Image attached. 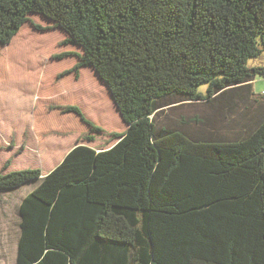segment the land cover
I'll return each instance as SVG.
<instances>
[{"label":"trees","instance_id":"obj_1","mask_svg":"<svg viewBox=\"0 0 264 264\" xmlns=\"http://www.w3.org/2000/svg\"><path fill=\"white\" fill-rule=\"evenodd\" d=\"M28 26L61 28L51 60L75 61L39 93L56 106L36 132L71 134L70 116L85 140L103 132L49 93L82 67L127 129L107 149L77 143L46 175L7 160L0 193L41 181L19 208L16 264H264V65H248L264 51V0H0L1 45Z\"/></svg>","mask_w":264,"mask_h":264},{"label":"rangeland","instance_id":"obj_2","mask_svg":"<svg viewBox=\"0 0 264 264\" xmlns=\"http://www.w3.org/2000/svg\"><path fill=\"white\" fill-rule=\"evenodd\" d=\"M31 18L43 26L53 24L40 14ZM66 36L61 28L37 31L28 26L12 45L0 44V172L10 160L7 170L40 168L43 174H47L62 161L73 145L79 143L107 149L118 141L113 134L127 129L108 86L92 67H82L77 81L68 76L54 84L53 90L49 86V93L57 101L75 102L86 118L101 127L103 132L94 133L92 141L85 140L79 132L85 130V126L74 116L68 119L74 128L71 134L36 132V115L42 109L46 111L48 107L56 106L49 100L37 101L39 93L44 86L54 82L57 73L75 63L72 57L51 60L52 54L64 51L61 41ZM248 65H264V51L258 58L250 59ZM256 79L254 95L264 99L261 95L264 92V77ZM207 88V84H202L198 91L207 94ZM168 110L164 116L161 115L163 119L159 117L160 124H164L172 114ZM37 128L44 133L41 121L37 123ZM40 182H29L20 189L0 195V264L16 262V241L20 230L17 204Z\"/></svg>","mask_w":264,"mask_h":264},{"label":"crops","instance_id":"obj_3","mask_svg":"<svg viewBox=\"0 0 264 264\" xmlns=\"http://www.w3.org/2000/svg\"><path fill=\"white\" fill-rule=\"evenodd\" d=\"M256 80H257V79H256ZM256 80L254 81V84H255ZM74 146H75V145H73V147H74ZM73 147H71V149H72ZM71 149H70V150H71ZM70 150H69V151H70ZM56 166H57V165H56ZM56 166H55V167H56ZM55 167H54V168H55ZM54 168H53V169H54ZM5 171H12V170H7V169H6ZM49 172H50V171H49ZM47 174H48V173H47ZM44 175H46V174H44ZM33 182H34V181H33ZM27 184H28V183H26V184H24V185L26 186ZM24 185H22V186H24ZM38 185H39V184H37L36 187H37ZM22 186H20V187H18V188H16V189H13V190L20 189ZM36 187H35V188H36ZM35 188H33V189H35ZM33 189H32V190H33ZM13 190H11V191H13ZM32 190H31V191H32ZM31 191H30V192H31ZM30 192H29V193H30ZM2 193H3V192H2ZM29 193H27V195H28ZM0 195H1V193H0ZM25 196H26V195H25ZM25 196L22 197L21 202H22V200L25 198ZM21 202H20L19 205L17 204L18 210H19V208H20ZM18 228H20V215H19V211H18ZM18 232H19V233H18V238H17V241H16L17 249H18V243H19V239H20V235H21V229H20ZM17 249H16V257H17ZM2 263H3V262H2ZM15 264H16V262H15Z\"/></svg>","mask_w":264,"mask_h":264},{"label":"built area","instance_id":"obj_4","mask_svg":"<svg viewBox=\"0 0 264 264\" xmlns=\"http://www.w3.org/2000/svg\"><path fill=\"white\" fill-rule=\"evenodd\" d=\"M263 94H264V92H263Z\"/></svg>","mask_w":264,"mask_h":264}]
</instances>
